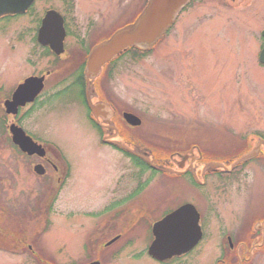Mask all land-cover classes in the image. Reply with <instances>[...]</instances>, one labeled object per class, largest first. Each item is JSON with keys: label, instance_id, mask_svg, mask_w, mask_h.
Returning <instances> with one entry per match:
<instances>
[{"label": "flooded vegetation", "instance_id": "obj_1", "mask_svg": "<svg viewBox=\"0 0 264 264\" xmlns=\"http://www.w3.org/2000/svg\"><path fill=\"white\" fill-rule=\"evenodd\" d=\"M64 1L73 10L74 0ZM53 9L63 14L66 34L63 37L60 31L51 30L41 42L40 28ZM96 20L89 17L86 28L81 22L73 29L52 0H34L23 12L0 16V151L6 154L0 159V252L23 257L30 264H264V128L208 127L210 117L193 121L198 115L195 105L190 114L170 109L164 115L168 119L139 108L126 96L124 85L118 91L116 71L132 57L147 58L153 49L132 48L110 61L94 82L97 98L112 106L115 129L111 139L151 147L156 160L168 163L173 153L200 152L178 173H170L148 167L116 143L104 142L106 128L93 120L86 97L88 54L107 30ZM62 37V51L57 53L51 44ZM255 38L258 62L264 67L260 61L264 27ZM21 47V59L19 55L13 59ZM74 76L100 142L154 172L146 179L139 175L135 188L124 191L116 189L123 182V176L118 177L111 187L96 193L103 198L99 207L78 203V194L69 188L72 168L68 159L57 144L32 133L25 124L35 113H48L54 101H61ZM127 113L140 117L141 124H130ZM16 128H22L39 147L32 145L33 152L24 150L15 142ZM16 138L23 141L21 135ZM10 149L17 158L9 154ZM213 163L221 168L207 166ZM23 181L28 184L23 186ZM8 182L9 193L5 192ZM233 183L238 189H229ZM185 205L195 209L196 224H189V231L182 230L187 224H171L163 242L174 252L152 254L156 225ZM61 217L67 220L68 231L58 247L47 236ZM77 217L84 219L73 221ZM188 235L198 236L190 247L186 245L192 239Z\"/></svg>", "mask_w": 264, "mask_h": 264}, {"label": "rangeland", "instance_id": "obj_2", "mask_svg": "<svg viewBox=\"0 0 264 264\" xmlns=\"http://www.w3.org/2000/svg\"><path fill=\"white\" fill-rule=\"evenodd\" d=\"M73 2V10L68 9L64 0H52V6L67 16L73 29L81 22L86 28L87 19L97 17L96 23L108 30L132 20L133 13L145 0ZM263 27L264 0L226 4L221 0H195L181 13L152 55L143 60L132 57L129 64L118 66L117 89L120 91L119 86L124 85L129 97L126 98L165 119L169 118L164 115L170 109L190 114V108L195 105L198 115L193 121L202 122L204 116L210 117L212 124L208 127L224 124L237 131L264 128V67L258 62L259 43L255 38ZM22 49L13 59L17 55L21 59ZM75 79L76 76L69 78L67 95L61 101H54L48 113H35L25 124L32 133L57 144L68 159L72 168L69 188L78 194V203L88 208L99 207L103 198H98L96 193L111 187L118 177L123 176V182L116 189L124 191L135 188L139 175L146 179L154 172L100 142V134L87 117V107ZM9 154L17 158L12 149ZM4 156L0 151V159ZM0 178H3L1 169ZM27 184L28 181L22 183ZM7 187L5 192L9 193L12 190L9 182ZM19 189L20 186L15 187ZM229 189H238L237 183ZM83 219L77 217L73 221ZM67 231V220L61 217L47 237L59 247ZM21 258L0 252V264H30Z\"/></svg>", "mask_w": 264, "mask_h": 264}, {"label": "water", "instance_id": "obj_3", "mask_svg": "<svg viewBox=\"0 0 264 264\" xmlns=\"http://www.w3.org/2000/svg\"><path fill=\"white\" fill-rule=\"evenodd\" d=\"M33 1L34 0H0V16L7 13L23 12ZM191 1L192 0H148L138 16L132 22L116 29H110L109 34L104 36L99 43L93 46L88 55L85 68V76L87 78L86 97L93 117L100 125H103L106 128L103 140L109 143H116L128 152L142 158L153 168L170 173H178L179 168H182L185 165V162L198 150L193 149L185 153H173L170 156V162L168 163L156 160L154 149L151 147L144 145L142 147V145L131 144L130 142L112 140V129H115V125L112 121V116L114 114L112 113V106L109 102L97 98L94 82L105 70L108 62L117 58L129 48L138 47L148 50L156 46L176 22L182 10ZM63 23L64 20L62 15L56 10H51L44 18L40 28L39 38L41 42H45L46 33L51 30H53V33H55L56 30L60 31L61 35L64 37L65 28ZM63 37L59 42L51 44L53 50L57 53L62 51ZM260 60L264 63V50L261 53ZM125 117L133 126L141 124L140 117L133 113L125 114ZM15 134V141L20 144L24 150L33 152L32 145L36 146V144H34L29 138L25 139L23 134H20L17 131H15ZM19 135L22 136L23 141L16 138L19 137ZM250 157V155L245 156L236 162H241ZM235 164L232 167H234ZM175 165L176 167H174ZM207 166H210L215 170L221 168V165L217 163ZM187 169H190V167L188 166ZM197 217L196 211L193 209L192 205L182 206L175 212L167 215L156 225L155 234L157 238L151 247L152 254H172L174 251L169 250L172 246L163 242L169 237L168 228L171 227L170 225L175 224V222H180L182 225L187 224L185 227H182V230L189 231V224H196ZM194 236L195 235H188V237H192V239L186 242L188 247L192 246L196 241L198 236Z\"/></svg>", "mask_w": 264, "mask_h": 264}]
</instances>
